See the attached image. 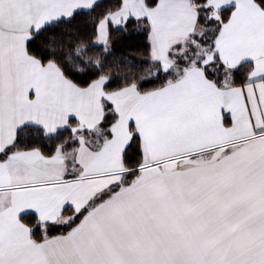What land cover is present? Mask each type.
Returning <instances> with one entry per match:
<instances>
[{"label": "snow or ice", "instance_id": "6c2138e0", "mask_svg": "<svg viewBox=\"0 0 264 264\" xmlns=\"http://www.w3.org/2000/svg\"><path fill=\"white\" fill-rule=\"evenodd\" d=\"M0 264H264V0H0Z\"/></svg>", "mask_w": 264, "mask_h": 264}]
</instances>
